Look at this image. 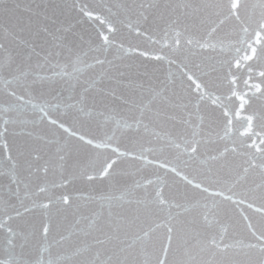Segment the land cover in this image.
Returning <instances> with one entry per match:
<instances>
[{
  "label": "snow or ice",
  "instance_id": "6c2138e0",
  "mask_svg": "<svg viewBox=\"0 0 264 264\" xmlns=\"http://www.w3.org/2000/svg\"><path fill=\"white\" fill-rule=\"evenodd\" d=\"M0 264H264V0H0Z\"/></svg>",
  "mask_w": 264,
  "mask_h": 264
}]
</instances>
